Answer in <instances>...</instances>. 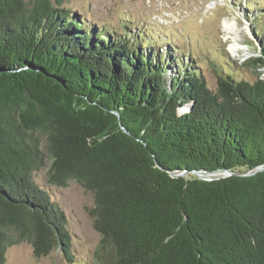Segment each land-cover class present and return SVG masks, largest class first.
Returning a JSON list of instances; mask_svg holds the SVG:
<instances>
[{"label":"trees","instance_id":"trees-1","mask_svg":"<svg viewBox=\"0 0 264 264\" xmlns=\"http://www.w3.org/2000/svg\"><path fill=\"white\" fill-rule=\"evenodd\" d=\"M62 3L0 0V264L22 241L75 263L65 213L34 180L47 163L49 185L93 195L96 264H264V170L241 175L264 166V31L246 62L257 79L224 72L213 90L171 49ZM223 169L235 175L192 172Z\"/></svg>","mask_w":264,"mask_h":264},{"label":"rangeland","instance_id":"rangeland-1","mask_svg":"<svg viewBox=\"0 0 264 264\" xmlns=\"http://www.w3.org/2000/svg\"><path fill=\"white\" fill-rule=\"evenodd\" d=\"M61 7L72 17L94 25L95 30L107 28L113 30L111 35L135 42L144 36L152 39L159 51L171 49L192 63L213 90L224 72L251 82L257 79L255 69L246 62L261 49L256 29L264 31V0H63ZM224 20L235 24L233 31L224 28ZM234 37H239L236 51L230 47ZM166 41L173 46L168 48ZM258 70L263 76L264 70ZM47 169L48 163L34 173V180L65 213L73 264H96L93 253L100 234L89 214L94 205L92 193L74 180L64 187L49 185ZM4 264L70 263L57 248L36 256L31 244L22 241L7 247Z\"/></svg>","mask_w":264,"mask_h":264},{"label":"water","instance_id":"water-1","mask_svg":"<svg viewBox=\"0 0 264 264\" xmlns=\"http://www.w3.org/2000/svg\"><path fill=\"white\" fill-rule=\"evenodd\" d=\"M117 114V112H115ZM118 115V114H117ZM118 120H119V123H120V127L121 129L128 133L127 129L124 128L120 122V117L118 115ZM264 170V166H258L257 168H255L253 171H247L241 175H246V174H253V173H256L258 171H262ZM193 174L195 176H197L198 178H201V179H205V180H213V179H218V178H221V177H225V176H230V175H235V172L233 171H230L229 169H223V170H219V171H216V172H208V171H205V170H200V171H196V170H193L192 171ZM185 173L184 171L181 172V173H170L171 176H178V175H181Z\"/></svg>","mask_w":264,"mask_h":264},{"label":"bare ground","instance_id":"bare-ground-1","mask_svg":"<svg viewBox=\"0 0 264 264\" xmlns=\"http://www.w3.org/2000/svg\"><path fill=\"white\" fill-rule=\"evenodd\" d=\"M223 26H224V28L227 29L228 31H233V30H234V27H235V24H234L233 22H229V21H227V20H224V22H223ZM238 38H239V37H238ZM238 38H237V37H234V38H233V43H232V45L230 46L231 49H232L233 51L238 50L237 47H236V45L238 44V41H237Z\"/></svg>","mask_w":264,"mask_h":264}]
</instances>
